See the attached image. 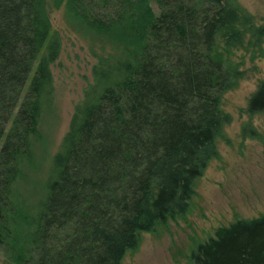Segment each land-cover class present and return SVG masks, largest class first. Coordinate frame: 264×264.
<instances>
[{"label": "trees", "instance_id": "trees-1", "mask_svg": "<svg viewBox=\"0 0 264 264\" xmlns=\"http://www.w3.org/2000/svg\"><path fill=\"white\" fill-rule=\"evenodd\" d=\"M52 2L104 44L34 188L62 38L47 0H0V250L14 264H122L142 233L189 213L220 157L223 96L244 79L245 57L264 55V19L237 0ZM247 112L264 113V80ZM243 135L262 139L251 123ZM190 259L264 264V213L219 228Z\"/></svg>", "mask_w": 264, "mask_h": 264}, {"label": "rangeland", "instance_id": "rangeland-1", "mask_svg": "<svg viewBox=\"0 0 264 264\" xmlns=\"http://www.w3.org/2000/svg\"><path fill=\"white\" fill-rule=\"evenodd\" d=\"M237 1L258 23L263 21L264 0ZM47 11L62 38V49L53 65L55 102L42 125L45 142L38 146L34 188L49 176L52 158L70 127L75 107L92 81V67L97 61L93 49L100 51L104 44L75 27L64 5L56 8L52 0H47ZM241 55L239 52L237 60ZM242 68L246 70L244 79L222 99L221 107L231 119L225 125V137L218 139L220 157L209 163L197 181L189 213L155 232L142 233L139 248L128 252L122 264H194L192 251L216 236L219 228L264 213V113L250 117L247 112L251 95L264 80V55L254 61L246 56ZM249 123L262 139L243 135V127ZM0 264L14 263L0 250Z\"/></svg>", "mask_w": 264, "mask_h": 264}]
</instances>
